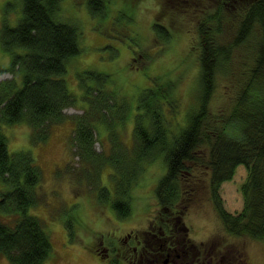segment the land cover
Masks as SVG:
<instances>
[{
	"label": "trees",
	"instance_id": "16d2710c",
	"mask_svg": "<svg viewBox=\"0 0 264 264\" xmlns=\"http://www.w3.org/2000/svg\"><path fill=\"white\" fill-rule=\"evenodd\" d=\"M85 1L94 18L108 15L109 0ZM164 1L166 6L174 3ZM174 1L181 8L182 2H189ZM207 1L213 9L203 11L197 21L200 71L195 103L182 122L183 106L174 80L152 78L151 86L138 96L132 146H126L119 130L128 116L113 111L117 91L108 87L107 74L86 70L78 74L85 110L74 118L73 131L74 155L84 167L83 178L99 181L103 171L111 170L116 199H107L109 190L97 186L98 199L110 203L122 221L132 213L129 192L143 166L164 158L167 171L156 189L160 227L156 230L154 225V230L158 237L176 230L190 250L197 247L187 237L181 209L197 196L193 185L198 178L192 183L189 177L199 167L202 176H208L210 199L225 231L264 242V0L192 2ZM17 8L13 22L9 14ZM61 12V0H16V6L10 2L4 9L0 28V46L10 58L7 68L0 65V76L13 75L0 83V183L4 187L0 214L14 216L12 221L0 220V255L11 264H45L53 251L46 224L29 214L42 202L38 190L43 170L30 151L9 152L2 127L26 123L32 130V144L42 145L55 126L68 120L64 111L75 107L76 97L65 76L69 60L81 54V33L78 24L62 19ZM154 32L163 42L171 40L169 28L162 24L156 23ZM221 78L234 89L223 113L212 107ZM118 104L124 107L125 98ZM99 127L107 132L108 153L96 150ZM239 166H245L248 175L241 188L243 208L233 214L224 207L220 191ZM146 239L148 244L154 241Z\"/></svg>",
	"mask_w": 264,
	"mask_h": 264
},
{
	"label": "rangeland",
	"instance_id": "374dc122",
	"mask_svg": "<svg viewBox=\"0 0 264 264\" xmlns=\"http://www.w3.org/2000/svg\"><path fill=\"white\" fill-rule=\"evenodd\" d=\"M192 1L195 0L182 2L184 7L181 8L174 0L167 6L164 0H109L108 15L94 18L87 1L61 0L62 19L78 24L81 33V54L69 60L65 76L69 91L76 97L75 107L64 111L68 120L55 126L50 139L42 145L32 144V130L26 123L2 127L8 138L9 152L30 151L43 170V181L38 190L42 202L32 207L29 214L43 220L51 237L53 251L45 264H113L117 255L123 261L125 255H129V247H139L137 236L150 239L152 237L146 232L151 229L155 232L154 225L156 230L160 227L161 208L156 189L167 171L164 158L143 166L144 171L129 192L132 213L125 221L118 218L110 203L101 204L98 199L99 186L109 190L107 199H116L114 183L110 180L111 170L103 171L99 181L95 177L88 181L83 178L84 167L74 155L73 143L74 118L82 116L85 110L78 74L95 70L109 76L108 87L117 91L118 98L113 111L118 109L117 115L128 116L125 127L118 130L122 141L130 148L137 99L143 89L151 86L152 78L174 80L176 95L183 106L179 117L182 122L184 114L195 103L198 85L197 21L203 11L207 12L213 6L210 1L200 5ZM10 2L16 6V0H0V28L4 9ZM17 13L18 8L9 14L13 22ZM156 23L169 28L172 34L169 42H163L155 35ZM9 63V56L0 46V65L7 68ZM11 79L13 75L5 73L0 76V83ZM233 91L227 80L221 78L212 102L214 112L223 113L229 109ZM124 98L126 104L123 107L118 103ZM99 132L96 150L108 153L107 132L101 127ZM202 171L199 167L189 177L192 183L198 178L197 185L192 184L197 189V196L185 201L181 209L188 228L187 237L199 251L198 264H210V259L211 264H264L263 241L232 236L225 231L210 199L208 176H202ZM247 175L246 167L239 166L233 180L221 187L224 207L230 213H238L243 208L241 188ZM3 188L0 183V190ZM0 220L12 221L14 216L0 214ZM129 234L132 235L130 238ZM103 249H108V258L102 257L100 251ZM0 264L11 263L6 256L0 255Z\"/></svg>",
	"mask_w": 264,
	"mask_h": 264
},
{
	"label": "flooded vegetation",
	"instance_id": "af4514ba",
	"mask_svg": "<svg viewBox=\"0 0 264 264\" xmlns=\"http://www.w3.org/2000/svg\"><path fill=\"white\" fill-rule=\"evenodd\" d=\"M148 237H152L154 241L152 243H146L147 239H140L137 236V241L139 247H129V255H125L123 261L122 258L118 255L116 256L117 262H124L125 264H198L199 251L194 249L190 250L187 245L186 238L182 235H177V231H172L171 235H166L163 233L162 237L152 231L146 232ZM132 235H128L130 238ZM108 249H103L102 254L103 258H108L107 253ZM109 255V254H108ZM123 256V255H121ZM210 257V255H208ZM114 261V262H115ZM216 262V261H215ZM211 264V259L209 261Z\"/></svg>",
	"mask_w": 264,
	"mask_h": 264
}]
</instances>
